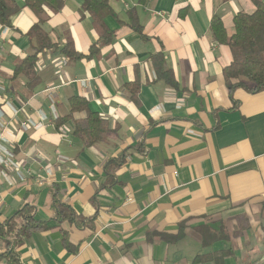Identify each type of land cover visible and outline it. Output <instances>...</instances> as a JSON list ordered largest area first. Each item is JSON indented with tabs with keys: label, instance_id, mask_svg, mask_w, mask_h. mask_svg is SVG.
Wrapping results in <instances>:
<instances>
[{
	"label": "crops",
	"instance_id": "0c3cea01",
	"mask_svg": "<svg viewBox=\"0 0 264 264\" xmlns=\"http://www.w3.org/2000/svg\"><path fill=\"white\" fill-rule=\"evenodd\" d=\"M6 2L20 9L0 23V150L19 171L0 165V224L28 204L53 226L16 246L19 264H194L199 254V264H264V90L229 92L223 70L232 52L211 32L220 16L232 33L234 16L253 12V1L110 0L104 23L114 38L88 57L100 31L83 0H64L43 25L57 45L30 76L15 69L35 50L28 32L39 17L25 0ZM69 42L86 56L63 55ZM157 54L176 85L156 76ZM72 96L88 99L117 132L84 147L73 126L57 127ZM118 156L125 161L109 182L104 163ZM56 193L74 221L52 220ZM181 224L186 234L175 244L148 238Z\"/></svg>",
	"mask_w": 264,
	"mask_h": 264
},
{
	"label": "trees",
	"instance_id": "16d2710c",
	"mask_svg": "<svg viewBox=\"0 0 264 264\" xmlns=\"http://www.w3.org/2000/svg\"><path fill=\"white\" fill-rule=\"evenodd\" d=\"M255 4V10L251 13L238 12L234 16L233 32L229 33L225 28L220 16H215L211 22V32L213 38L220 44L228 45L231 49L233 60L223 70L225 83L229 92L237 87L247 89L251 93L264 90V0H252ZM26 7H29L39 20L28 32L30 39L34 44V52L25 59L17 63L15 74L26 76L37 74V61L40 54L46 49L56 47L50 39L48 32L43 25L46 22L47 9L58 12L64 6V0H25ZM82 6L88 11L100 31V37L92 44L91 57L99 52V47L109 44L114 38V32H111L104 23V18L113 13L110 0H83ZM17 5H9L6 0H0V23L10 25L14 14L19 11ZM133 28L139 32L142 31L140 25L135 23ZM63 55L73 58H82L86 55L75 50L73 44L66 43L61 49ZM155 73L158 78H164L171 85H176L174 72L168 69L164 64V59L160 54L153 58ZM30 78V77H29ZM37 82L28 83L33 88ZM69 112L66 115L55 119L57 127L61 128L69 121L73 122L71 133L80 138L84 147H91L99 142L107 140L110 134L116 133L117 128L113 127L111 121L101 116L97 111H93L90 102L85 97L72 96L68 100ZM85 113L84 117L76 118L75 113ZM125 161V158L111 157L104 163V172L109 182H113L114 174ZM55 200L52 220L56 221H74L77 216L72 206L57 199V193L53 196ZM53 226L48 221H40L34 218L33 207L26 204L23 208L17 210L13 215L0 224V242L4 251L0 253V260L6 258L9 264H19L16 258V246L21 245L25 238L33 232L45 231ZM186 225L181 224L177 232L151 231L148 238H156L167 244H175L185 236ZM64 244L69 251H77L78 247H73L68 237H64ZM203 255H197L194 264L204 261Z\"/></svg>",
	"mask_w": 264,
	"mask_h": 264
},
{
	"label": "built area",
	"instance_id": "2783aa9c",
	"mask_svg": "<svg viewBox=\"0 0 264 264\" xmlns=\"http://www.w3.org/2000/svg\"><path fill=\"white\" fill-rule=\"evenodd\" d=\"M125 6L129 7L130 4L126 3ZM156 14L164 16L165 13L163 11H157ZM0 165H2L6 170H16V172L19 171L11 153H8V151L0 150Z\"/></svg>",
	"mask_w": 264,
	"mask_h": 264
},
{
	"label": "rangeland",
	"instance_id": "374dc122",
	"mask_svg": "<svg viewBox=\"0 0 264 264\" xmlns=\"http://www.w3.org/2000/svg\"><path fill=\"white\" fill-rule=\"evenodd\" d=\"M72 126H73L72 122H69V123L67 124V127L70 128V129H71Z\"/></svg>",
	"mask_w": 264,
	"mask_h": 264
}]
</instances>
